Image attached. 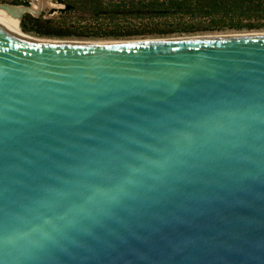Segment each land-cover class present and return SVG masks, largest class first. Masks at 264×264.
<instances>
[{
    "label": "water",
    "instance_id": "obj_1",
    "mask_svg": "<svg viewBox=\"0 0 264 264\" xmlns=\"http://www.w3.org/2000/svg\"><path fill=\"white\" fill-rule=\"evenodd\" d=\"M0 264H264V32L0 27Z\"/></svg>",
    "mask_w": 264,
    "mask_h": 264
},
{
    "label": "trees",
    "instance_id": "obj_2",
    "mask_svg": "<svg viewBox=\"0 0 264 264\" xmlns=\"http://www.w3.org/2000/svg\"><path fill=\"white\" fill-rule=\"evenodd\" d=\"M251 2L252 0H118V2L93 7L91 13L110 18L121 17L122 19L141 16H146L150 19L157 15L170 16L175 14L180 18H184V16L189 17L191 20L186 22L176 21L171 29H165L160 24V28H158V25L153 23L148 25L149 30H140L141 27L137 28L134 25L123 27L113 22L112 28L109 30L103 28L102 31L100 30L101 34L93 32V35L97 37L119 38L149 33L159 35L172 31L192 32L196 30H211L219 29L223 26L238 27L237 24L226 21L225 17L228 14H233L236 10L243 11V9H249V7H252L250 5ZM255 6L261 8L258 3ZM73 9L74 4H65L64 11H71ZM262 9L264 10V7ZM19 26L22 31L33 32L38 36L90 37L85 30L77 31L75 28L60 29L58 26L52 25L49 19L33 17L28 14L21 16ZM151 27L157 29L152 30Z\"/></svg>",
    "mask_w": 264,
    "mask_h": 264
},
{
    "label": "rangeland",
    "instance_id": "obj_3",
    "mask_svg": "<svg viewBox=\"0 0 264 264\" xmlns=\"http://www.w3.org/2000/svg\"><path fill=\"white\" fill-rule=\"evenodd\" d=\"M118 2V0H27L25 4L17 2L15 0H0V5L4 4L12 7H25V10L21 11V16L28 14L33 17L40 16L43 19H49L51 24L58 26L60 29L75 28L77 31H84L90 35V37H75V36H64V37H46L38 36L33 32H24L20 29L19 21L17 22L18 28L21 32L36 36L38 38L54 39V40H84V41H101V40H136V39H153V38H165V37H177V36H188V35H199V34H220V33H250V32H263L264 31V0H252L249 9L236 10L233 14H228L225 18L226 21L237 24L238 27L223 26L219 29L211 30H196L192 32H180L172 31L165 34H144V35H133L129 37H97L93 35L101 34L103 28L109 30L112 28L113 22L118 23L123 27L134 25L137 28L141 27L140 30H149V24H159L165 29L173 28L176 21H190L191 18L184 16L180 18L173 14L170 16L157 15L153 18L146 16L141 17H128L122 19L121 17H103V15H95L91 13L93 7L99 5H106L107 3ZM74 4V9L71 11H64L65 4ZM258 3L261 8H257L255 5ZM198 19V18H197ZM110 24V25H109ZM146 24V25H145ZM108 27H106V26ZM146 26V27H143ZM99 29V31H98ZM153 30L154 27H151ZM155 28L154 30H156Z\"/></svg>",
    "mask_w": 264,
    "mask_h": 264
},
{
    "label": "bare ground",
    "instance_id": "obj_4",
    "mask_svg": "<svg viewBox=\"0 0 264 264\" xmlns=\"http://www.w3.org/2000/svg\"><path fill=\"white\" fill-rule=\"evenodd\" d=\"M20 9H21L20 7H12V6L0 7V27L2 28L3 31L7 33L38 38L36 36L25 34L19 30L17 25V16L20 12ZM250 33H255V32H250Z\"/></svg>",
    "mask_w": 264,
    "mask_h": 264
},
{
    "label": "flooded vegetation",
    "instance_id": "obj_5",
    "mask_svg": "<svg viewBox=\"0 0 264 264\" xmlns=\"http://www.w3.org/2000/svg\"><path fill=\"white\" fill-rule=\"evenodd\" d=\"M15 1H19V2H21V3H26L27 2V0H15ZM64 10H65V6H64ZM37 17H40V16H37ZM41 18V17H40Z\"/></svg>",
    "mask_w": 264,
    "mask_h": 264
}]
</instances>
